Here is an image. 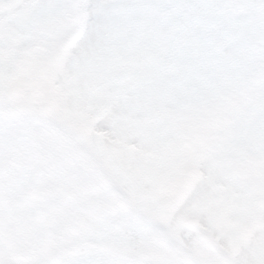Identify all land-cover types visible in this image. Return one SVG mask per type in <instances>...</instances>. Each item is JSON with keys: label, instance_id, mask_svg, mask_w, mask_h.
<instances>
[{"label": "snow or ice", "instance_id": "1", "mask_svg": "<svg viewBox=\"0 0 264 264\" xmlns=\"http://www.w3.org/2000/svg\"><path fill=\"white\" fill-rule=\"evenodd\" d=\"M0 264H264V0H0Z\"/></svg>", "mask_w": 264, "mask_h": 264}]
</instances>
